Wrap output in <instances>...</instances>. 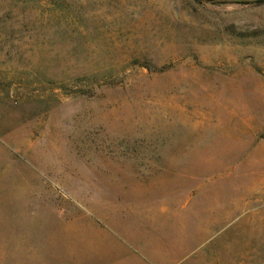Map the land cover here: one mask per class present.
I'll return each instance as SVG.
<instances>
[{"label": "rangeland", "instance_id": "1", "mask_svg": "<svg viewBox=\"0 0 264 264\" xmlns=\"http://www.w3.org/2000/svg\"><path fill=\"white\" fill-rule=\"evenodd\" d=\"M0 264H264V0H0Z\"/></svg>", "mask_w": 264, "mask_h": 264}, {"label": "trees", "instance_id": "2", "mask_svg": "<svg viewBox=\"0 0 264 264\" xmlns=\"http://www.w3.org/2000/svg\"><path fill=\"white\" fill-rule=\"evenodd\" d=\"M196 1H203V0H196ZM207 1H210V0H207ZM245 3V2H244Z\"/></svg>", "mask_w": 264, "mask_h": 264}]
</instances>
